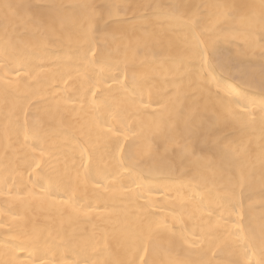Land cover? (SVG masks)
<instances>
[{
    "label": "bare ground",
    "instance_id": "obj_1",
    "mask_svg": "<svg viewBox=\"0 0 264 264\" xmlns=\"http://www.w3.org/2000/svg\"><path fill=\"white\" fill-rule=\"evenodd\" d=\"M0 264H264V0H0Z\"/></svg>",
    "mask_w": 264,
    "mask_h": 264
}]
</instances>
